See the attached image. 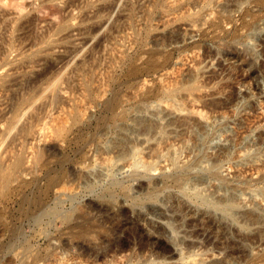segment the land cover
<instances>
[{
    "label": "rangeland",
    "instance_id": "obj_1",
    "mask_svg": "<svg viewBox=\"0 0 264 264\" xmlns=\"http://www.w3.org/2000/svg\"><path fill=\"white\" fill-rule=\"evenodd\" d=\"M222 260L264 264V0H0V264Z\"/></svg>",
    "mask_w": 264,
    "mask_h": 264
},
{
    "label": "bare ground",
    "instance_id": "obj_2",
    "mask_svg": "<svg viewBox=\"0 0 264 264\" xmlns=\"http://www.w3.org/2000/svg\"><path fill=\"white\" fill-rule=\"evenodd\" d=\"M19 163V162H18ZM18 163H17V165L15 166V168H13L14 170L18 167ZM149 167V166H148ZM151 170V169H150ZM11 172H12V170H10ZM199 178V177H198ZM195 179V178H194ZM191 180V179H190ZM189 180V181H190ZM202 180V179H201ZM192 181H194V180H192ZM174 182H181V183H185L186 181H185V179L184 180H182V179H177V180H175ZM195 183H201V181L200 180H197V181H194ZM186 184V183H185ZM193 186L194 185H196V184H192ZM192 186V187H193ZM150 188V187H149ZM162 188H164V187H162ZM199 188V187H198ZM219 188V187H218ZM151 189L152 190H155V189H153L152 187H151ZM189 189V188H188ZM187 189V190H188ZM217 189V188H216ZM215 189V190H216ZM152 190H149L148 189V191H146V192H149L150 193V191H152ZM192 190V189H191ZM192 191H195L194 189L192 190ZM198 191H199V189H198ZM217 191H218V189H217ZM153 193H154V191H152ZM188 192V191H187ZM213 192V191H212ZM152 193V194H153ZM190 193V192H189ZM216 193V192H215ZM151 194V193H150ZM150 194H147V195H150ZM151 194V195H152ZM213 194V193H212ZM229 194V193H228ZM206 195V194H205ZM196 196V195H195ZM200 196V195H199ZM222 196H224L225 197V195H222ZM231 196V195H230ZM229 195H228V197H226L225 199L224 198H217V199H215V197H214V200L212 201V203H211V206L212 207H214V208H216V209H221V210H227V212H228V210L229 209H232V207H234L237 203H239V202H236L237 200H236V197H234L233 195V197L231 196L230 197ZM147 197V196H146ZM197 197V196H196ZM202 196H200V198H201ZM149 198H151V197H149ZM213 198V197H212ZM238 198V197H237ZM200 200H202V199H200ZM203 200H204V198H203ZM211 201V200H210ZM241 201V200H240ZM207 202V201H206ZM242 202V201H241ZM203 203V202H202ZM205 203V202H204ZM241 207H242V205H240ZM240 207V208H241ZM235 208V207H234ZM239 208V209H240ZM186 209V208H185ZM94 210H96V209H94ZM99 210V209H98ZM121 210H123V209H121ZM238 210V209H237ZM242 211V210H241ZM244 211V210H243ZM242 211V213H239L238 211V213H239V215H238V217H239V219H240V221H239V219L237 220V221H239L240 223H241V225H240V227H241V229H249L250 228V226L249 225H251L252 224V222L254 223L255 222V220L254 221H252V219L250 218V213H245V212H243ZM185 212V211H184ZM235 212H236V208H235ZM249 212V211H248ZM101 213V212H100ZM124 213H127V212H124V210H123V212H122V214L123 215H125ZM224 213V212H223ZM238 213H236V215L238 214ZM121 214V213H120ZM180 214V213H179ZM225 214V213H224ZM232 214H234V213H232ZM231 214V215H232ZM96 215V214H95ZM175 215V214H174ZM186 215V214H185ZM235 215V216H236ZM126 216V215H125ZM234 216V217H235ZM93 217V216H92ZM99 217V216H98ZM235 218H237V217H235ZM235 218H234V220H235ZM87 219V218H86ZM86 219H83L84 221L83 222H85V220ZM120 219V218H119ZM254 219V218H253ZM90 220H91V218H90ZM89 219L87 220V221H90ZM93 220V219H92ZM107 220H109V218L107 217V216H101V218L100 219H98L97 220V226L98 227H100V229H102V233H103V236H101L100 235V237H99V239H100V241H101V243H105L106 241L105 240H107L108 238H110L111 236H114V237H116V235H113V234H116V233H118V231H126V230H129V231H131V232H129V233H132V230H133V228H132V226H130V225H128V222H127V224H125V225H123V226H121L120 227V225H114V224H111L112 222L111 221H109V222H111L110 224V226H108V225H106L107 223ZM175 220V219H174ZM86 221V223H88ZM95 222V221H94ZM93 222V223H94ZM109 222H108V224H109ZM117 222H119V221H117ZM116 222V223H117ZM238 222V223H239ZM86 223H85V225H86ZM90 223H91V221H90ZM104 223H106V224H104ZM130 223V222H129ZM121 224V223H120ZM126 225H128V227H125ZM239 225V224H238ZM81 226H84V224L83 225H81ZM89 226V227H88ZM91 226H93V224L92 225H87V226H85L87 229L89 228L90 230H91ZM94 226H95V224H94ZM97 226H95V227H97ZM135 226H136V224H135ZM139 226V225H138ZM137 227V226H136ZM82 228H84V227H82ZM141 228V227H140ZM93 229V228H92ZM171 229H172V227H171ZM170 229V230H171ZM82 230V229H81ZM250 230H251V228H250ZM83 231V230H82ZM85 231H87V233H88V230H86L85 229ZM85 231H84V233H85ZM101 231V230H100ZM134 231V230H133ZM244 231V230H243ZM135 232V231H134ZM134 232L132 233V234H134ZM155 232V231H154ZM251 232V231H250ZM249 232V233H250ZM124 233V232H123ZM126 233V232H125ZM128 233V232H127ZM125 234L124 235V237H126V240H121L120 241V245H118L117 247H118V249L120 250V251H122V250H124L125 248H127L128 246H129V243H128V239H127V237H128V234ZM136 233V232H135ZM138 233V232H137ZM139 233H140V231H139ZM138 233V234H139ZM217 233V232H216ZM244 233V232H243ZM248 233V234H249ZM154 234V233H153ZM171 235L173 234V233H170ZM218 234V233H217ZM219 234H221V233H219ZM247 235V232L246 233H244V235ZM136 235V234H135ZM159 235V234H158ZM158 235H156L157 237H159ZM250 235V234H249ZM123 236V235H122ZM133 236V235H132ZM141 236V235H140ZM150 236V235H149ZM221 236V235H220ZM251 236V235H250ZM250 236H246L247 238L249 237V239H250ZM119 237V236H118ZM117 237V238H118ZM177 237V236H176ZM219 237V236H218ZM222 237V236H221ZM243 237V238H242ZM244 237L245 236H243V234H242V236L240 237V240L238 241V239H237V241H236V243L234 242V246H232V247H234V250H232V251H230L226 256H227V259L226 258H224V260L226 259V260H230L229 258H232V257H236V259L238 258V259H243L242 257L247 253L246 252V248H247V245H245V243H243V241H242V239H244ZM134 238V237H133ZM142 238V237H141ZM220 238V237H219ZM223 238V237H222ZM115 239V238H114ZM122 239V238H121ZM140 239V238H139ZM145 239V238H144ZM171 239H173V238H171ZM227 239V238H226ZM225 239V240H226ZM119 240V239H118ZM160 240V239H159ZM224 240V242H226ZM232 240V239H231ZM236 240V239H235ZM116 240H112V242L113 243H116L115 242ZM131 241V240H130ZM142 241V240H141ZM148 241V240H147ZM246 241V240H245ZM248 241V240H247ZM108 242H110L111 243V240L110 241H107V243ZM160 242V241H159ZM141 243V242H140ZM167 243V242H166ZM166 243H165V245H166ZM175 243V242H174ZM179 243V242H178ZM231 243H233V242H231ZM171 244V243H170ZM172 244H173V242H172ZM177 244V243H176ZM110 245V244H109ZM114 245V244H113ZM157 245V244H156ZM179 245V244H178ZM217 245V244H216ZM229 244H227V245H225V246H228ZM233 245V244H232ZM115 246V245H114ZM172 246V245H171ZM108 247V246H107ZM110 247V246H109ZM109 247H108V249H109ZM175 247V246H174ZM221 247H222V245H221ZM220 247V248H221ZM230 247V246H229ZM232 247H230V248H232ZM219 248V249H220ZM248 248H249V246H248ZM247 248V249H248ZM128 249V248H127ZM159 249V248H158ZM225 249V248H224ZM106 251H108V250H106ZM223 251V250H222ZM109 252V251H108ZM111 252V251H110ZM161 252V251H160ZM165 252V251H164ZM170 252V251H169ZM228 252V251H227ZM107 253V252H106ZM166 253V252H165ZM172 253V252H171ZM225 253V252H224ZM112 254V253H111ZM249 254V253H248ZM104 255H105V252H104ZM107 255V254H106ZM175 255V254H174ZM188 257H190V256H188ZM225 257V256H224ZM248 257H249V255H248ZM247 257V258H248ZM191 259H192V257H190ZM235 259V258H234ZM183 260V259H182ZM190 260V259H189ZM188 260V261H189ZM193 260H195V259H193ZM202 260V259H201ZM200 260V261H201ZM224 260H222V263L223 264H226V263H224ZM225 260V261H226ZM232 260V259H231ZM228 261H226V262H228ZM186 262H187V260H186ZM197 262V261H196ZM215 262V261H214ZM233 262H235V261H233ZM239 262H240V260H239ZM193 263V262H192ZM201 263V262H200ZM221 262L220 263H216V264H222ZM203 264V263H202ZM208 264V263H207ZM236 264V263H235ZM247 264V263H246Z\"/></svg>",
    "mask_w": 264,
    "mask_h": 264
}]
</instances>
